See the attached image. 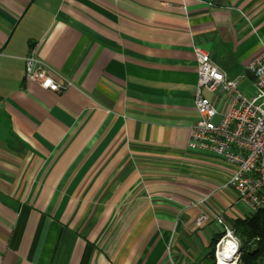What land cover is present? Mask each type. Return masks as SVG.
Masks as SVG:
<instances>
[{
  "label": "crops",
  "instance_id": "crops-1",
  "mask_svg": "<svg viewBox=\"0 0 264 264\" xmlns=\"http://www.w3.org/2000/svg\"><path fill=\"white\" fill-rule=\"evenodd\" d=\"M195 48L250 77L264 0H0V264L213 263V215L247 210L187 149ZM28 56L72 86L26 83Z\"/></svg>",
  "mask_w": 264,
  "mask_h": 264
},
{
  "label": "built area",
  "instance_id": "built-area-1",
  "mask_svg": "<svg viewBox=\"0 0 264 264\" xmlns=\"http://www.w3.org/2000/svg\"><path fill=\"white\" fill-rule=\"evenodd\" d=\"M197 85L194 109L197 121L190 128L187 149L216 157L231 167L230 177L221 185L236 195V203L246 207L245 218H251L264 209V50L254 59L245 75L228 78L220 69L219 61L201 49H194ZM24 80L49 92L60 93L72 83L45 63L33 56L24 58ZM51 82V83H49ZM221 90L230 94L227 109L220 112L203 92L214 94ZM208 196L202 197L203 204ZM211 214L202 212L194 220V227L201 228L209 222ZM222 228V237L215 246L214 261L219 264H238L240 243L233 229L220 215H213ZM237 245V255L225 260L219 253L224 245Z\"/></svg>",
  "mask_w": 264,
  "mask_h": 264
},
{
  "label": "trees",
  "instance_id": "trees-1",
  "mask_svg": "<svg viewBox=\"0 0 264 264\" xmlns=\"http://www.w3.org/2000/svg\"><path fill=\"white\" fill-rule=\"evenodd\" d=\"M234 235L240 243L238 264H264V209L251 218L236 219L232 223ZM221 236L212 239L209 257L214 261L215 246Z\"/></svg>",
  "mask_w": 264,
  "mask_h": 264
},
{
  "label": "bare ground",
  "instance_id": "bare-ground-1",
  "mask_svg": "<svg viewBox=\"0 0 264 264\" xmlns=\"http://www.w3.org/2000/svg\"><path fill=\"white\" fill-rule=\"evenodd\" d=\"M230 248H231V247H229L227 244L224 245V246L222 247V250H221L220 253H219V258H220V260H221V256L225 259V256H224L223 254H224L225 252H228V250H229ZM228 254L231 256V259L234 258V257L237 255L236 251H234V254H233L232 252H228ZM231 259H228V260H231ZM225 264H227V263H225Z\"/></svg>",
  "mask_w": 264,
  "mask_h": 264
},
{
  "label": "clouds",
  "instance_id": "clouds-1",
  "mask_svg": "<svg viewBox=\"0 0 264 264\" xmlns=\"http://www.w3.org/2000/svg\"><path fill=\"white\" fill-rule=\"evenodd\" d=\"M237 245L233 244L231 248L228 250V252H232L234 254V251L236 250ZM228 252H225L223 255L225 256V260L231 259V256L228 254ZM219 264H225L224 260L219 261Z\"/></svg>",
  "mask_w": 264,
  "mask_h": 264
},
{
  "label": "rangeland",
  "instance_id": "rangeland-1",
  "mask_svg": "<svg viewBox=\"0 0 264 264\" xmlns=\"http://www.w3.org/2000/svg\"><path fill=\"white\" fill-rule=\"evenodd\" d=\"M215 95H216V96H220V97H222V98H223V97H227V95H225V93H223L222 91H219V92H217L216 94H209L207 98L211 101V99H212L213 96H215ZM239 249H240L239 251H240V255H241V247H240Z\"/></svg>",
  "mask_w": 264,
  "mask_h": 264
},
{
  "label": "snow or ice",
  "instance_id": "snow-or-ice-1",
  "mask_svg": "<svg viewBox=\"0 0 264 264\" xmlns=\"http://www.w3.org/2000/svg\"><path fill=\"white\" fill-rule=\"evenodd\" d=\"M49 83H51V82H49Z\"/></svg>",
  "mask_w": 264,
  "mask_h": 264
}]
</instances>
